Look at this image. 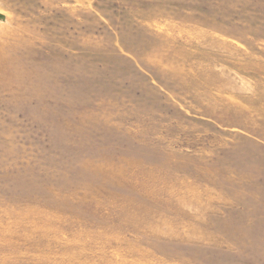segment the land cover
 <instances>
[{
	"label": "rangeland",
	"instance_id": "1",
	"mask_svg": "<svg viewBox=\"0 0 264 264\" xmlns=\"http://www.w3.org/2000/svg\"><path fill=\"white\" fill-rule=\"evenodd\" d=\"M0 17V264H264V0Z\"/></svg>",
	"mask_w": 264,
	"mask_h": 264
},
{
	"label": "water",
	"instance_id": "2",
	"mask_svg": "<svg viewBox=\"0 0 264 264\" xmlns=\"http://www.w3.org/2000/svg\"><path fill=\"white\" fill-rule=\"evenodd\" d=\"M0 19H2V17H0Z\"/></svg>",
	"mask_w": 264,
	"mask_h": 264
}]
</instances>
